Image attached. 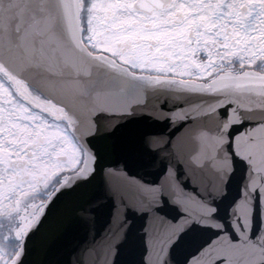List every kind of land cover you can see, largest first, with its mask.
<instances>
[{
  "label": "snow or ice",
  "instance_id": "snow-or-ice-1",
  "mask_svg": "<svg viewBox=\"0 0 264 264\" xmlns=\"http://www.w3.org/2000/svg\"><path fill=\"white\" fill-rule=\"evenodd\" d=\"M0 264H264V0H0Z\"/></svg>",
  "mask_w": 264,
  "mask_h": 264
},
{
  "label": "water",
  "instance_id": "water-1",
  "mask_svg": "<svg viewBox=\"0 0 264 264\" xmlns=\"http://www.w3.org/2000/svg\"><path fill=\"white\" fill-rule=\"evenodd\" d=\"M150 104L152 103H156V101L154 100H150L149 101ZM173 136H176L178 139L182 140V143H183V146H184V149L185 151H191V150H194L195 147H196V144L195 142L193 141L192 139V134L191 132L185 128L183 130L181 129H176L175 132L172 133ZM183 167V165H182ZM184 172H187L188 173V176H189V179H188V185L187 187L184 189V194L186 195H189V196H192V197H195L196 195V192H197V189L198 188H201L202 186V182L203 180L205 179V176L201 175L199 172H197L195 174L196 178H193V175L192 173L187 169V168H184ZM205 174L207 176H210V173L208 172L207 169L204 170ZM183 175V173H182ZM118 181H122L123 178L121 177H117L116 178ZM193 185H195L196 187H193ZM178 195L180 193H177ZM129 195H134V193H129ZM112 216L111 215H108L106 217H102L100 219V221L97 222L96 224V231L102 236L103 233L105 232L106 229L110 228L112 225H111V221H112Z\"/></svg>",
  "mask_w": 264,
  "mask_h": 264
}]
</instances>
